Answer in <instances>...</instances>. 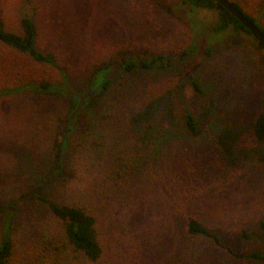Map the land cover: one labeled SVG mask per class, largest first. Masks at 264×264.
I'll list each match as a JSON object with an SVG mask.
<instances>
[{"label":"rangeland","instance_id":"374dc122","mask_svg":"<svg viewBox=\"0 0 264 264\" xmlns=\"http://www.w3.org/2000/svg\"><path fill=\"white\" fill-rule=\"evenodd\" d=\"M232 1L264 29V0ZM32 10L38 45L66 67L76 95L0 98V235L10 214L11 264H264L248 257L264 252V141L253 132L264 114L257 39L243 30L215 33L216 12L182 0H0L10 31L19 32L21 15ZM194 38L211 47L208 56L125 74L133 83L128 108L112 106L117 79L103 93L102 74L87 85L93 66L121 50L176 54ZM40 78L59 72L0 42V88ZM142 99L158 107L134 125L124 112L143 107ZM184 107L196 131L185 129ZM36 194L96 217L97 261L64 243ZM189 218L224 247L190 234Z\"/></svg>","mask_w":264,"mask_h":264},{"label":"trees","instance_id":"16d2710c","mask_svg":"<svg viewBox=\"0 0 264 264\" xmlns=\"http://www.w3.org/2000/svg\"><path fill=\"white\" fill-rule=\"evenodd\" d=\"M232 2L237 8L242 10L237 3L234 1ZM182 3L189 5L192 10L215 11L217 19L215 25L212 26V31L215 33L227 30H232L233 32L243 30L250 33L241 22L217 0H182ZM244 14L259 26L253 17L246 13ZM19 26V32L10 31L4 27L0 17V42L19 52L26 53L35 63L56 69L59 72V78L56 80H50L47 78L32 79L19 82L13 86L1 87L0 98L29 91L37 94H61L67 97H74L76 95L74 94L75 88L68 77L66 67L59 62L52 51L38 45L39 35L35 23L34 10H32L31 13L24 12L21 15ZM192 26L193 33L196 35L197 32L194 22ZM259 28L264 31L262 27ZM195 42L196 39L194 38L192 42L180 50L179 53L167 55L155 54L148 50L141 52L121 50L117 53L116 57H110L93 66L92 72L87 80V85H92L95 77H99L100 74H102L99 87L101 88L100 93H103L109 89L112 81L117 79L119 88L116 92V102H114L112 106H117L120 109L121 107L128 108L129 106L127 105V102L133 95V83L130 80L131 78L127 80L123 79L125 74H130L137 70L157 71L180 69L187 59L197 61L203 56H208L210 54V46L205 45L204 47H200ZM258 44L264 47V44L260 41H258ZM191 82L195 87L199 88L195 79H191ZM171 91L172 90H167L168 93H171ZM166 95L167 94L163 92L162 94H159L156 99L163 101V98ZM155 102L156 100L146 101V99H142L140 100V103L143 107L139 106V104V108H136L137 110L134 109L131 112L126 111L124 114H127L126 116L131 118L132 124L137 125L138 121L148 118L151 112L158 107ZM170 107V103L165 104L166 109H170ZM183 118L185 129L196 131L198 128L197 121L192 111L187 107H184L183 109ZM253 132L258 141H264V114L259 116L253 123ZM57 133V138L59 140L55 139L54 141V147L56 149H58L61 144V132L57 131ZM35 197H37L41 203L45 204L48 212L61 225L65 240L64 243L75 251L80 252L86 260L95 262L101 257L103 248L98 236L96 225L97 220L90 211L78 204L57 203L41 194H36ZM261 225L264 227V221H261ZM186 227L190 234L205 236L212 240L216 245L224 247L217 234L199 220L189 218ZM12 246L11 217L10 214H8L1 228L0 264H11L10 258L12 254ZM248 257L264 260V252H254L249 254Z\"/></svg>","mask_w":264,"mask_h":264},{"label":"water","instance_id":"95a60500","mask_svg":"<svg viewBox=\"0 0 264 264\" xmlns=\"http://www.w3.org/2000/svg\"><path fill=\"white\" fill-rule=\"evenodd\" d=\"M222 6H224L230 13H232L241 24L256 38L258 41L264 44V31L259 28L250 18L243 13L242 10L237 8L231 0H217Z\"/></svg>","mask_w":264,"mask_h":264}]
</instances>
